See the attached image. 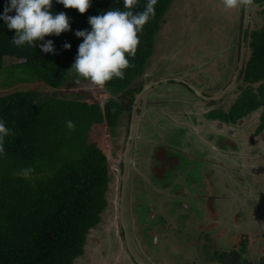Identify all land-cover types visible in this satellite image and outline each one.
<instances>
[{
    "label": "rangeland",
    "instance_id": "rangeland-1",
    "mask_svg": "<svg viewBox=\"0 0 264 264\" xmlns=\"http://www.w3.org/2000/svg\"><path fill=\"white\" fill-rule=\"evenodd\" d=\"M262 8L251 7L249 29L261 25ZM240 10L226 9L221 0H172L164 15L165 22L155 35L154 50L144 70L145 78L181 77L208 95L220 90L229 80L237 61ZM15 62L18 60H6V64ZM22 74L25 75L19 66L6 68L4 65L0 70V96L18 90H35L43 98L64 96L89 102L101 101L108 96L103 88H95L88 81L81 80L80 84L72 81L55 90L42 81L23 79ZM136 82H141V77L134 79L133 83ZM246 86V82L238 81L224 98L206 106L195 95L192 98L182 83L161 84L147 94L148 100L157 99L153 108L157 109L155 115L165 122V127L161 132L158 127L155 131L149 127L142 130L141 127L138 129L140 123L137 121L136 134L142 130L148 137L155 132L154 137H159L157 141L179 144L176 159L167 157L162 161L165 155L160 154L162 160L157 157L152 160L161 164L156 167V170L160 167L158 177L153 174L145 177V181L139 178L137 184L136 179L131 178L133 186L129 185L126 191L131 240L147 263L221 264L216 255L235 250L240 253L241 264H264V129L256 131L262 108L241 117L237 124L223 120L210 122L213 133L221 134L220 138L214 136L216 145L210 142L213 149L207 144V138L213 134L206 133L208 128L202 124L203 118H198L202 112L207 113L213 108L228 112L239 101L242 87ZM252 86V92H257V83ZM190 101L198 103L197 114L192 113ZM119 122L111 132L105 124L94 125L89 131V140L99 146L109 160L110 204L104 210L100 224L90 230L84 247L86 251L75 259L74 264H133L128 254L122 252L124 246L117 221L118 164L127 134L126 116ZM225 134H229L235 145L223 137ZM157 141L155 143L167 152V145ZM134 142L144 149L142 166L147 172L153 155L149 146L146 149L137 138ZM137 155L138 151L133 148L131 162L134 164ZM205 155L211 161V167L205 161ZM133 170H137L136 166ZM170 180L168 186H161ZM250 197L254 198L252 203ZM146 205L150 206L145 208ZM150 212L155 219L147 224L144 220ZM181 214L184 221L180 219ZM174 217H178L176 225L181 230L174 226ZM146 226L149 228L145 229ZM228 258L227 262H231V257Z\"/></svg>",
    "mask_w": 264,
    "mask_h": 264
},
{
    "label": "trees",
    "instance_id": "trees-1",
    "mask_svg": "<svg viewBox=\"0 0 264 264\" xmlns=\"http://www.w3.org/2000/svg\"><path fill=\"white\" fill-rule=\"evenodd\" d=\"M171 2L157 0L155 14L150 16L138 34L140 44L136 56L129 57L134 67L124 70V79L113 78L103 87L108 96L101 101L89 102L64 96L43 98L35 90H18L0 96V120L12 133L4 138L5 154L0 156V264H74L75 259L85 253L90 230L100 224L102 214L110 204L108 192L112 184L108 157L89 140V131L94 125L105 124L111 132L125 115L127 133L134 95L144 83L135 84L133 81L144 74L147 59L154 50L155 35L165 22L164 15ZM8 3L9 0H0V15H3ZM147 4L148 0H137L132 11L143 12ZM253 5L263 7L260 10L262 23L252 29L248 26L244 35L246 49L238 81L246 82L247 86L242 87L239 101L228 112L215 108L206 113V118L237 124L241 117L261 107V122L256 128L259 132L264 129V0H253ZM108 10L127 9L123 0H91L88 11L80 14L78 10L65 8L57 0H52V13L64 12L69 19L70 30L59 36L44 38L53 42L54 52L50 53L43 52L39 45L35 48L28 45L16 48L11 43L15 30H9L4 20L0 19V70L4 65L6 68L17 65L25 73L22 74L23 79L42 81L55 90L70 85L75 81V75L70 74L68 69L75 62L78 46L83 42V38L77 37L75 32L91 31L89 17ZM240 12L242 21L243 9ZM9 15H15V12ZM65 43L71 45L70 49L64 48ZM239 43L238 38V51ZM8 59L18 62L6 64ZM256 83L257 92H252V84ZM148 105L144 110H139V116L143 112L145 114L141 115L140 121L138 118V129L149 127L155 131L158 127L161 132L165 122L157 119L155 112L158 111L153 104ZM69 120L75 124L74 131L67 128ZM142 130L138 131L136 138L146 149L149 146L153 158L146 172L142 166L144 149L134 142L133 148L138 155L129 170L127 189L132 185L131 178H135L137 184L139 178L145 181V177L153 174L159 176L160 167L157 170L156 167L161 164L152 160L156 157L162 160L160 154L165 155L162 161L167 157L170 160L177 157L179 144L173 141L164 144L162 140H156L159 137H154L155 132L147 137ZM150 139L153 141L150 142ZM155 141L167 145V152ZM118 165L121 171V162ZM135 166L136 171L133 170ZM27 167L34 169L29 178L15 175ZM171 182L164 181L161 186L166 187ZM249 201L252 203L254 198L250 197ZM152 219L155 218L150 212L146 214L144 222L149 224ZM180 219L184 221L185 217L181 214ZM173 220L174 226L181 230L176 225L178 217ZM120 235L122 237L121 231ZM241 244L244 246L245 241L242 240ZM122 252L127 253L125 248ZM228 257H231V262H227ZM216 259L221 264H241L240 253L235 250L221 252Z\"/></svg>",
    "mask_w": 264,
    "mask_h": 264
},
{
    "label": "clouds",
    "instance_id": "clouds-1",
    "mask_svg": "<svg viewBox=\"0 0 264 264\" xmlns=\"http://www.w3.org/2000/svg\"><path fill=\"white\" fill-rule=\"evenodd\" d=\"M57 2L63 4L65 8L78 10L80 14L86 13L91 6V0H57ZM136 2L137 0H123L126 11L108 10L101 15L91 16L88 19L91 31L75 32L77 37L83 38V42L78 46L75 62L68 69L70 74L75 75L76 84L85 80L95 88H103L113 78L124 79V70L134 67L129 57L136 56L140 44L138 34L142 32L150 16L155 14L154 6L157 0H148L143 12L132 11ZM221 2L226 9H250L253 5V0H221ZM51 9L52 0H9L0 19L4 20L9 30H15V35L11 39L12 45L16 48L24 45L35 48L39 45L45 53L54 52L53 42L44 38L49 35L59 36L69 31L70 24L64 12L54 15ZM11 12H15V15H9ZM70 47V44H64L65 49ZM145 76L146 73L141 76L143 85L155 80L143 78ZM67 128L69 131H74L75 124L69 120ZM11 134V130L0 120V156L5 154L4 138ZM226 136L230 139L228 135ZM33 171V168L27 167L15 175L27 179Z\"/></svg>",
    "mask_w": 264,
    "mask_h": 264
},
{
    "label": "water",
    "instance_id": "water-1",
    "mask_svg": "<svg viewBox=\"0 0 264 264\" xmlns=\"http://www.w3.org/2000/svg\"><path fill=\"white\" fill-rule=\"evenodd\" d=\"M251 9H243V17L241 21V28H240V35H239V51L236 61V66L234 71L232 72L230 79L217 92L205 95L201 92L199 88L194 86L189 81L181 78V77H173V76H166L162 78H158L152 81L146 82L142 85L139 92L134 95L133 102L131 104L129 121H128V129L127 134L124 140L123 148L121 150V171L119 174V193L117 199V221L121 228L122 232V239L125 251L132 259L134 264H149L142 259L137 253L129 233L128 223H127V216H126V191H127V181H128V174L131 167V150L133 146V141L136 138V129H137V121L139 118V110L144 109V103L146 101L147 94L153 90L154 88L160 86L161 84L169 83L170 81L176 83L184 84L190 91L194 93V95L198 98L203 100L204 102L209 101H216L223 98L226 94L233 90L236 86L238 81V75L243 63V57L245 53V41L244 35L245 31L248 28L249 21H250Z\"/></svg>",
    "mask_w": 264,
    "mask_h": 264
},
{
    "label": "flooded vegetation",
    "instance_id": "flooded-vegetation-1",
    "mask_svg": "<svg viewBox=\"0 0 264 264\" xmlns=\"http://www.w3.org/2000/svg\"><path fill=\"white\" fill-rule=\"evenodd\" d=\"M235 66H236V64H235ZM143 78H145V77H143ZM154 79H157V78H154ZM145 80V79H144ZM238 82V81H237ZM170 83V82H169ZM188 92L192 95L191 97L193 98L194 97V93L192 92V91H190V90H188ZM202 92V91H201ZM202 93H204V92H202ZM205 94V93H204ZM196 97V96H195ZM198 101H201V102H203V104L205 103V106L206 105H209V103L208 102H204L203 100H201V99H198V98H196ZM148 103L149 104H154V103H158V101L156 102L155 100H148L147 98H146V101H145V103H144V106L145 107H147V106H149L148 105ZM190 104H191V107H192V109H193V111H192V113L193 114H197V112H196V108H197V105H198V103H196V102H194V101H190ZM156 105V104H155ZM213 109H215V108H213ZM216 109H218V108H216ZM211 110V109H210ZM209 110V111H210ZM202 115L200 116V117H198L199 119H202L203 118V125L205 126V128H208L207 129V131H206V133L207 132H209V133H211V134H213L209 139L207 138V144H209L210 145V142H212V143H214L215 145H216V137L214 138V136L215 135H217L216 133H213L214 131L211 129V127H209L210 125H209V123L210 122H212V121H215V120H218V119H207L206 117H205V115H206V113H204L203 114V112L201 113ZM198 115H199V113H198ZM193 117H194V115H193ZM219 121H221V120H219ZM191 125H189V127H190ZM223 135V134H222ZM226 135H229V134H225L224 135V137L225 138H228ZM219 136H221V134H218L217 135V138H220ZM229 139V138H228ZM230 140V142L232 143V142H234V140H232V139H229ZM230 143V144H231ZM233 145H235V142H234V144ZM209 148L210 149H213V147L210 145L209 146ZM208 152V151H207ZM212 152H213V150H212ZM215 153V152H214ZM214 153H213V155H214ZM206 156L207 155H205V161L207 162V164H208V166L209 167H211V164H210V160L209 159H207L206 158ZM172 159V158H171Z\"/></svg>",
    "mask_w": 264,
    "mask_h": 264
}]
</instances>
